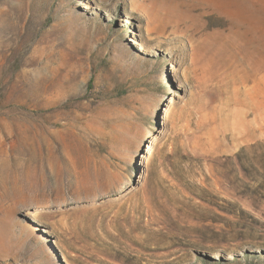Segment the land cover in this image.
I'll use <instances>...</instances> for the list:
<instances>
[{
    "label": "rangeland",
    "instance_id": "obj_1",
    "mask_svg": "<svg viewBox=\"0 0 264 264\" xmlns=\"http://www.w3.org/2000/svg\"><path fill=\"white\" fill-rule=\"evenodd\" d=\"M67 260L264 264V0H0V264Z\"/></svg>",
    "mask_w": 264,
    "mask_h": 264
},
{
    "label": "bare ground",
    "instance_id": "obj_2",
    "mask_svg": "<svg viewBox=\"0 0 264 264\" xmlns=\"http://www.w3.org/2000/svg\"><path fill=\"white\" fill-rule=\"evenodd\" d=\"M249 4H250V3H249ZM246 5H247V4H246ZM148 137L151 138L152 135L150 134ZM65 259H67V258H65ZM67 263H68V264H72L71 260H67Z\"/></svg>",
    "mask_w": 264,
    "mask_h": 264
}]
</instances>
